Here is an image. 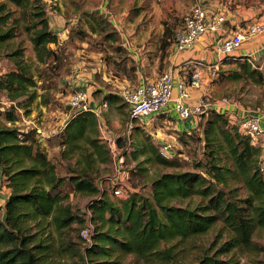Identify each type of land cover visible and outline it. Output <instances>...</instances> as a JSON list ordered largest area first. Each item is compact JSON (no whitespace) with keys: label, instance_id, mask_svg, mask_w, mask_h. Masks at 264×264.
<instances>
[{"label":"trees","instance_id":"trees-1","mask_svg":"<svg viewBox=\"0 0 264 264\" xmlns=\"http://www.w3.org/2000/svg\"><path fill=\"white\" fill-rule=\"evenodd\" d=\"M8 1L23 9V18L38 17L28 27L37 60L48 63L55 58L58 52L51 44L59 46L61 40L46 16L45 2ZM32 7L37 11L28 13ZM7 8V3L0 4V49L10 46L8 41L20 23ZM168 33L164 50L170 43L167 37L172 36ZM9 56L14 66L0 76V89L12 102L6 117L13 124H0V179L9 192L0 205V264H125L128 256L133 258L127 264H185L186 256L191 257L189 264H241L239 253L262 250L264 245L254 239L257 229L264 232L262 147L252 144L227 115L213 111L204 123L206 160L196 165L205 172H165L153 180L150 196L129 191L114 202L97 180L100 167L114 159L101 135L98 116L92 110L72 109L56 134L64 147L62 158L74 157L62 174L37 128L23 130L14 125L19 118L17 109L29 115L37 98L41 104L48 100L38 93L23 50L16 47ZM240 65L232 78L247 76L264 83L261 69L246 61ZM125 137L117 139L118 157L128 155L131 143ZM148 146L158 162L174 164L158 147ZM219 150L225 151V160L217 155ZM232 183L244 187L245 197L237 195ZM68 186L91 197V222L97 225L89 238L82 234L88 225L74 227L86 219L68 201L71 192L63 190ZM209 233L215 239L198 243ZM186 248L188 254H184Z\"/></svg>","mask_w":264,"mask_h":264},{"label":"rangeland","instance_id":"rangeland-1","mask_svg":"<svg viewBox=\"0 0 264 264\" xmlns=\"http://www.w3.org/2000/svg\"><path fill=\"white\" fill-rule=\"evenodd\" d=\"M36 1L40 5H44L45 2L46 16L51 23L50 25L55 31L59 32L61 44L59 46L51 44V47L58 52V54H56L58 57L55 55V58L52 57L48 63H40L37 60L36 51L28 30V27H30L32 22L37 20L38 17L23 18V9L20 6L8 0H0V4L4 2L8 4L7 11L12 13V18L20 20L19 26L17 27V34L8 41L10 46H4L0 49V72L4 73L14 66V62L9 56V53L16 47H20L23 50L25 62L30 66L34 74L38 93H43L48 101L47 103L41 104V98H37L31 106L29 115L26 114L24 110L17 109L19 118L14 125L23 130L35 127L40 134L42 127L51 130L52 134L50 137H46L42 143L48 155L59 165L60 172L64 174L67 171L65 166L66 163L68 160H74V157L68 160L62 158L61 152L64 147L59 143V138L56 137V130L61 128L62 121L68 115L69 111H67V105L70 104L73 95L78 90L87 89L90 81H92L91 76H93L92 73H88L90 69L94 68L95 70L99 67L101 70H98L96 74L100 75L106 70L111 71L115 77L117 72L115 69L119 70L122 62L129 61L124 52V47L119 44L118 33L105 19L91 17V20L97 23V30H94L93 26L88 24L87 13L83 11V7L85 4L87 5L89 3V0ZM32 8L28 10V13L37 11ZM9 23L11 24L12 20H10ZM14 25L16 24L14 23ZM35 56L36 58H34ZM261 70L264 71V69ZM68 74H74L75 80L81 78L88 83L84 85L66 83L63 80L69 79ZM222 75L223 73H221L218 78L221 79ZM111 77L113 78V76ZM224 85L226 90L224 97L233 99L234 101H239L241 99L252 101L253 105H256L254 108L252 107V111L259 110L264 106V83L260 85L251 78L242 76L239 79L232 78L225 80ZM25 98L26 96L21 99ZM210 100L214 101V99L211 98ZM11 105L12 102L8 100L6 91L0 89L1 125H13L6 117V111L11 109ZM120 109L122 116L126 118L121 125L114 124L113 127L109 125V129H107L104 124H102V131H104L103 135H106L104 140H106L108 146L114 150L115 158L113 163L108 164V166L102 165L97 175V180L100 182L101 189L105 190L107 195L114 202H119L120 199L126 197L129 191H139L150 196L153 180L165 172H205L204 167H198L196 164L198 162H205L206 160V138L203 129L207 124H200L201 127L198 131L186 135L179 132L176 129V124H172L169 120H166L167 122H162V120L157 119V117L156 120H154L155 117H153L154 119L152 118L150 120L152 124L146 126L148 124L142 123L140 119L137 121L139 122V126L131 130L130 137L128 138L126 122L129 120V107L122 100L120 101ZM102 111H99L100 116H102ZM144 119L145 118L142 120L144 121ZM202 120L205 123L206 119ZM160 122L162 123L159 125ZM182 123H184V121H182ZM160 127L162 128L160 129ZM110 129L113 131L109 136L106 130ZM159 129L160 132L158 131ZM119 137H125V139L131 143L128 148V155L123 158L122 163L118 161L120 148H118L116 144ZM168 144H172L173 146L172 151L166 156L161 151L164 146ZM146 145H155L158 147L159 153L164 158L174 161V164L166 166L158 162L151 157L153 151L151 148L148 149L149 146L147 147ZM261 147V161L264 165V140L262 141ZM218 152L217 155L220 159L225 160V151L219 150ZM220 163L224 164L222 161ZM104 167L107 168L105 169ZM116 184H121L122 186L121 195H115L112 191L113 186ZM231 186L237 188V195L239 197H245V189L241 184L232 183ZM63 190L71 192L68 201L71 202L76 213L86 219L82 225L75 224L74 227L79 229L80 227L91 225L92 211L88 207L91 197L74 192L72 186H68ZM8 195L9 192L6 193L5 184L0 182V202L6 201ZM96 225L97 224L93 222V226L96 227ZM74 233L78 232L74 231ZM254 236L257 242L264 245V232L257 229ZM213 239H215V235L209 233L203 235L198 240V243L203 245V243H209ZM220 243L221 241L218 243V246ZM189 251L186 248L184 254H188ZM132 258V256H128L125 260V264L130 262ZM190 259L191 257L186 256L183 262L189 264ZM239 259L241 264H264V246L262 250L239 253Z\"/></svg>","mask_w":264,"mask_h":264},{"label":"crops","instance_id":"crops-1","mask_svg":"<svg viewBox=\"0 0 264 264\" xmlns=\"http://www.w3.org/2000/svg\"><path fill=\"white\" fill-rule=\"evenodd\" d=\"M196 4L205 8L210 19L222 15L225 20L216 29H208L195 41L193 46L178 50L175 45V34L184 25L186 13ZM83 11L87 13L88 24L92 25L94 30H97L98 26L94 20H91V17L105 19L114 28L119 36V44L124 47V52L129 61L122 62L119 70L115 69L117 71L115 77L111 71L106 70L100 75L96 74L98 70H101L99 67L88 71L89 74H93L91 76L92 81L84 90L88 93L92 111L99 118L103 138L106 135H103L102 124L109 129V125L111 127L114 124L121 125L126 119L122 116L120 109L121 100L127 104L121 95V87L123 85L136 87L148 80H156L168 66L173 68L174 76L172 101L162 112L144 116L140 118L141 120L137 119L135 128L139 126L137 121L140 120L142 123L148 124L146 126H150L152 124L150 120L153 117L156 120L157 117L162 122L169 120L172 124H176V129L187 135L198 131L201 127L200 124H204L202 119L207 120L213 111L224 113L232 123L237 124L241 117L246 114H256L260 111V109L252 111V107L256 106L253 105L252 101L245 99L234 101L224 97L226 93L224 84L225 80L232 79L235 71H240V62L246 61L251 63L253 67L264 69V32L246 39L227 58L217 48L216 42L220 38L235 34L245 23L262 20L264 18V0H89V3L83 7ZM168 30L172 36L167 37L170 43L164 50L162 43L166 33L169 34ZM244 56L249 57L250 61L246 58L241 59ZM213 63L219 65V72L220 74L223 73L221 79L209 76L210 65ZM195 72L200 73L202 85L198 88L188 86L189 96L185 102L190 107L195 108L200 98L205 96L207 103L200 112H194L188 118H181L174 109L175 99L180 92L178 83L181 81L189 82ZM68 76L69 79L63 80L66 83L75 85L88 83L81 78L75 80L74 74H68ZM68 110L67 117L71 112H74L72 109L68 108ZM100 110H103L102 116H100ZM67 117L62 121L61 127L65 125ZM143 118H145L144 121ZM128 121L126 122V130ZM59 131L61 128L56 130V133L58 134ZM112 131L111 129L106 130L109 136ZM40 132L41 141L52 134L51 130L43 127ZM172 146V144H168L170 152ZM112 151L114 153V150ZM7 192L8 189H6ZM4 204L5 201L0 202V205Z\"/></svg>","mask_w":264,"mask_h":264},{"label":"built area","instance_id":"built-area-1","mask_svg":"<svg viewBox=\"0 0 264 264\" xmlns=\"http://www.w3.org/2000/svg\"><path fill=\"white\" fill-rule=\"evenodd\" d=\"M224 16L218 15L213 19L208 17L205 8L200 5H194L184 16V25L175 34V45L178 50H184L194 45L195 41L208 29H216L223 21ZM264 32V18L259 21L245 23L235 34L223 37L217 40V48L225 55V58L241 46L249 37ZM250 58L244 56L241 59ZM220 68L217 63L210 65V77L218 78ZM1 76V72H0ZM202 85V77L199 72L193 73L189 82L181 81L178 83L179 95L175 99L174 109L181 118H188L194 112H200L207 103L206 97L200 98L197 107L192 108L186 104L185 100L189 96L188 86L198 88ZM174 76L173 68L168 66L162 71L156 80H148L139 86L123 85L121 95L129 106L130 118L127 125V136L130 137L131 130L135 127V122L144 116H150L162 112L170 104L173 98ZM70 105L75 112L79 110H92L88 93L80 89L72 97ZM66 124V122H65ZM240 130L248 135L252 144L262 145L264 140V106L259 112L249 113L241 117L239 123ZM168 156L170 149L168 145L164 146L162 151ZM121 163L124 158L118 157ZM115 195H121L122 186L116 184L112 189ZM91 222V221H90ZM92 223V222H91ZM93 223L83 229L82 234L89 238Z\"/></svg>","mask_w":264,"mask_h":264},{"label":"water","instance_id":"water-1","mask_svg":"<svg viewBox=\"0 0 264 264\" xmlns=\"http://www.w3.org/2000/svg\"><path fill=\"white\" fill-rule=\"evenodd\" d=\"M68 108H69V109H72L71 105H68ZM79 111H81V110H79Z\"/></svg>","mask_w":264,"mask_h":264}]
</instances>
